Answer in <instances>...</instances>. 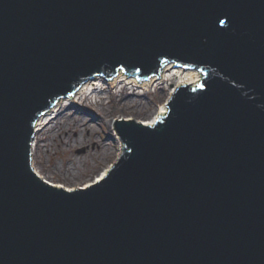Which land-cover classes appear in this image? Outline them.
I'll return each mask as SVG.
<instances>
[{"label":"water","instance_id":"water-1","mask_svg":"<svg viewBox=\"0 0 264 264\" xmlns=\"http://www.w3.org/2000/svg\"><path fill=\"white\" fill-rule=\"evenodd\" d=\"M167 64L204 78L115 121L106 178L36 173L61 98ZM0 264H264V0H0Z\"/></svg>","mask_w":264,"mask_h":264},{"label":"rangeland","instance_id":"rangeland-1","mask_svg":"<svg viewBox=\"0 0 264 264\" xmlns=\"http://www.w3.org/2000/svg\"><path fill=\"white\" fill-rule=\"evenodd\" d=\"M171 85L164 83L149 93L139 88L134 91L131 86L123 90L106 88L102 96L98 93L86 103L65 108L64 114L35 136L38 143L33 163L37 173L66 189L94 182L116 162L122 151L110 121L148 120L159 108L167 107Z\"/></svg>","mask_w":264,"mask_h":264},{"label":"bare ground","instance_id":"bare-ground-1","mask_svg":"<svg viewBox=\"0 0 264 264\" xmlns=\"http://www.w3.org/2000/svg\"><path fill=\"white\" fill-rule=\"evenodd\" d=\"M177 67L174 66L173 64H167L164 66L163 71L159 74V76H152L150 77L149 80L142 81L140 83L136 78H130L129 76H126L124 71H120L117 74L116 78L111 79L109 82L102 77L98 76L95 79L85 83L75 94L72 96H68V99L61 98L57 104L52 107L47 114H45L37 123L36 129L37 132L36 134L38 135L40 132H43L47 126L56 119L57 117L61 116L64 114V109L69 108L72 105H75L77 103H86L89 101V99H94L93 96H96L98 93L100 96H102V92L106 88L108 89H115V88H128V86H131L132 89L135 91V88L142 89L144 93H149L153 91V87H159V85H163L164 83H169L171 82V94L177 90L178 88L185 86V85H190L191 87L197 86L204 78L203 74L198 73L196 70H187V69H176ZM99 89H101L99 91ZM106 91V90H105ZM124 94V91H123ZM99 96V97H100ZM130 97V96H129ZM96 102V101H95ZM97 103H100V101H97ZM167 105V104H166ZM168 114V108L166 106H163L162 108H159L148 120L141 121L146 125H155L157 121ZM59 115V116H58ZM127 119V118H126ZM128 120V119H127ZM131 120V119H130ZM116 120H111V128L112 125H114ZM114 122V123H113ZM114 133L115 130L113 129ZM117 135V133H116ZM117 138L119 139V136L117 135ZM37 141L36 138L33 141V161H34V155L37 152ZM122 149V146H121ZM122 152V151H121ZM120 152V154H121ZM34 167V163H33ZM77 167V166H76ZM36 173L38 172L36 168H34ZM72 171L69 170L68 173H71ZM110 168L105 169L102 171L100 175H98L97 179L94 180V182L87 184L84 186L85 188L89 187L90 185L102 181L106 176L109 174ZM40 176V173H37ZM67 175V173H66ZM41 177V176H40ZM43 178V177H41ZM44 179V178H43ZM46 180V179H44ZM47 181V180H46ZM48 182V181H47ZM51 183V182H49ZM54 185V183H51ZM56 186V185H54ZM57 188H65V187H58ZM66 189V188H65ZM68 189V188H67ZM71 189V190H70ZM68 189L69 191H75L76 189L70 188ZM78 189V188H77Z\"/></svg>","mask_w":264,"mask_h":264}]
</instances>
